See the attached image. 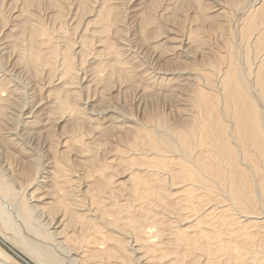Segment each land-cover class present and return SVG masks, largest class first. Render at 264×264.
<instances>
[{"label":"bare ground","instance_id":"1","mask_svg":"<svg viewBox=\"0 0 264 264\" xmlns=\"http://www.w3.org/2000/svg\"><path fill=\"white\" fill-rule=\"evenodd\" d=\"M0 264H264V0H0Z\"/></svg>","mask_w":264,"mask_h":264},{"label":"rangeland","instance_id":"2","mask_svg":"<svg viewBox=\"0 0 264 264\" xmlns=\"http://www.w3.org/2000/svg\"><path fill=\"white\" fill-rule=\"evenodd\" d=\"M130 97V96H129ZM168 98H164L163 96H159V95H154V96H152V98L150 97V96H148V100H147V105H148V107H147V109L149 110V112L150 113H152V110L153 111H155V113L153 112V114H157L158 112L160 113L161 112V110L165 107V106H167V105H169V104H171V103H169V102H173L172 100V98H171V96H167ZM155 98V99H154ZM165 99V100H164ZM156 101V102H155ZM160 101V102H159ZM162 102H164L163 104H160V103H162ZM165 105V106H164ZM151 106V107H150ZM161 106H162V108H161ZM151 110V111H150ZM156 111H158V112H156Z\"/></svg>","mask_w":264,"mask_h":264}]
</instances>
